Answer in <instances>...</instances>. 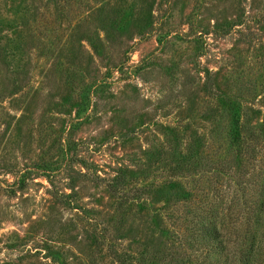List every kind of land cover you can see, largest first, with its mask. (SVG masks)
<instances>
[{"label": "rangeland", "instance_id": "1", "mask_svg": "<svg viewBox=\"0 0 264 264\" xmlns=\"http://www.w3.org/2000/svg\"><path fill=\"white\" fill-rule=\"evenodd\" d=\"M0 264H264V0H0Z\"/></svg>", "mask_w": 264, "mask_h": 264}, {"label": "trees", "instance_id": "2", "mask_svg": "<svg viewBox=\"0 0 264 264\" xmlns=\"http://www.w3.org/2000/svg\"><path fill=\"white\" fill-rule=\"evenodd\" d=\"M202 229H203V232H202L201 235H197L196 234V237H200L199 239H197V241L198 242H202V244L205 245V247L210 248V250H214V252H215L216 249H213V247H214L213 245L217 244L218 247L220 248V251H218V253L222 254L223 251L225 250V244H228L227 240H225L223 242L221 241V239H223L225 237L222 236V234H220V231L217 230L216 228L213 227L211 229L210 225H208V227L206 229H204V228H202ZM192 235H195V233L192 232ZM206 236L208 237L209 241H211V243H209V241H206L207 243L206 242L204 243V239L207 240ZM209 252L210 251H207V253L205 254L206 255L205 258L208 257Z\"/></svg>", "mask_w": 264, "mask_h": 264}]
</instances>
